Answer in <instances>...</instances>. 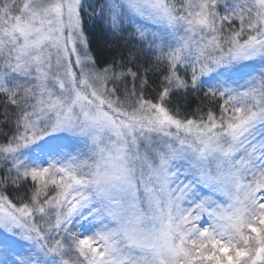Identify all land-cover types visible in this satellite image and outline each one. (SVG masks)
<instances>
[{
  "label": "snow or ice",
  "instance_id": "6c2138e0",
  "mask_svg": "<svg viewBox=\"0 0 264 264\" xmlns=\"http://www.w3.org/2000/svg\"><path fill=\"white\" fill-rule=\"evenodd\" d=\"M0 264H264V0H0Z\"/></svg>",
  "mask_w": 264,
  "mask_h": 264
},
{
  "label": "trees",
  "instance_id": "16d2710c",
  "mask_svg": "<svg viewBox=\"0 0 264 264\" xmlns=\"http://www.w3.org/2000/svg\"><path fill=\"white\" fill-rule=\"evenodd\" d=\"M88 3L95 5L96 0H88ZM86 11L90 12L91 10L87 9L86 6ZM85 21V27L89 34L91 48L94 54L97 56L101 63L110 60L116 48L119 46L118 42L108 37V35L101 28L98 21L88 19L87 15L85 16ZM153 79L155 78L153 77ZM197 103H199V101L195 96L190 97L187 106L188 110L191 111L192 109H194Z\"/></svg>",
  "mask_w": 264,
  "mask_h": 264
}]
</instances>
